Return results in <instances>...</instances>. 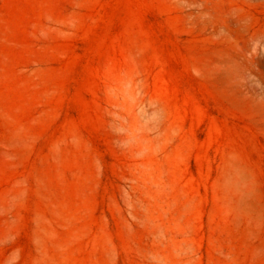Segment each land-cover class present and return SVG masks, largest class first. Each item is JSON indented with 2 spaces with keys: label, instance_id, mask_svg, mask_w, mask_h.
I'll return each mask as SVG.
<instances>
[{
  "label": "rangeland",
  "instance_id": "obj_1",
  "mask_svg": "<svg viewBox=\"0 0 264 264\" xmlns=\"http://www.w3.org/2000/svg\"><path fill=\"white\" fill-rule=\"evenodd\" d=\"M0 264H264V0H0Z\"/></svg>",
  "mask_w": 264,
  "mask_h": 264
}]
</instances>
